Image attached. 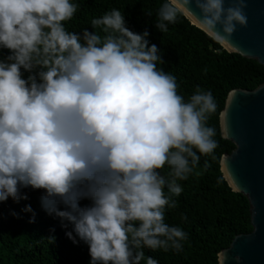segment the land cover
Masks as SVG:
<instances>
[{
    "label": "clouds",
    "instance_id": "9594fccd",
    "mask_svg": "<svg viewBox=\"0 0 264 264\" xmlns=\"http://www.w3.org/2000/svg\"><path fill=\"white\" fill-rule=\"evenodd\" d=\"M247 7V0H163L155 27L165 33L190 18L216 44L241 51L231 38L247 27ZM79 8L77 0H0V50H8L0 58V202L42 190V209L71 225L65 235L88 246V264H159L144 249L178 253L188 240L166 222L179 181L201 157L217 160L218 132L208 124L217 101L200 85L180 94L176 77L158 67L165 61L150 33L130 30L118 8L93 17V31L69 30ZM236 93L220 113L222 138L231 136ZM228 160L219 158L218 182L239 191ZM229 249L217 251L216 264H226ZM232 259L240 264L239 255Z\"/></svg>",
    "mask_w": 264,
    "mask_h": 264
},
{
    "label": "trees",
    "instance_id": "16d2710c",
    "mask_svg": "<svg viewBox=\"0 0 264 264\" xmlns=\"http://www.w3.org/2000/svg\"><path fill=\"white\" fill-rule=\"evenodd\" d=\"M77 3L79 10L66 24L69 30L87 27L93 31L89 25L93 17L118 8L124 12L130 30L142 33L146 29L150 33V43L162 50L165 61L158 67L176 77L180 94L187 98L196 85L212 91L218 107L208 124L217 128V160L201 157L200 165L188 180L179 181L183 191L176 197L177 208L166 213V222L182 227L188 233V240L178 253L149 249L144 252L159 264H216L218 250L230 247L238 235L253 231L248 197L233 191L227 181L218 182L219 158L236 148L232 141L220 135V113L232 90H254L264 84V65L216 44L189 18L179 17L167 32L161 33L155 27V20L163 0H77ZM7 54L8 50H0V58ZM22 191L27 193V199L14 202L9 198L0 202V264H88V246L83 242L74 244L65 235L71 225L67 229L61 227L59 218L42 209V190ZM26 205L33 211H22ZM33 213L35 219L30 222ZM181 214L187 216L186 221L181 219Z\"/></svg>",
    "mask_w": 264,
    "mask_h": 264
},
{
    "label": "water",
    "instance_id": "95a60500",
    "mask_svg": "<svg viewBox=\"0 0 264 264\" xmlns=\"http://www.w3.org/2000/svg\"><path fill=\"white\" fill-rule=\"evenodd\" d=\"M247 4L248 25L238 26L231 38L241 51L225 49L264 65V0H247ZM193 11L199 14L197 9ZM189 20L197 25L195 20ZM261 86L254 90L234 89L237 93L227 114L231 136L226 139L236 148L223 156L229 157L228 164L241 186L236 192L247 196L251 203L253 231L233 240L226 264H236L232 259L236 255L241 257L240 264H264V88L256 92ZM229 103L228 96L224 110ZM223 121L221 115L220 127Z\"/></svg>",
    "mask_w": 264,
    "mask_h": 264
}]
</instances>
